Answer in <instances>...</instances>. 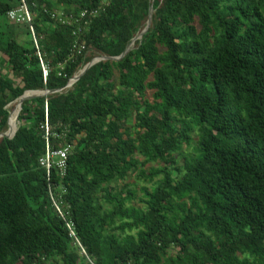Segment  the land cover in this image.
Masks as SVG:
<instances>
[{
  "label": "trees",
  "instance_id": "16d2710c",
  "mask_svg": "<svg viewBox=\"0 0 264 264\" xmlns=\"http://www.w3.org/2000/svg\"><path fill=\"white\" fill-rule=\"evenodd\" d=\"M25 2L49 76L7 17L23 0H0V134L27 91L63 90L25 100L0 138V264H264V0H110L82 54L76 23L51 14L101 0ZM151 7L126 56L65 88L121 56ZM47 123L50 144H72L54 173L66 218L39 163Z\"/></svg>",
  "mask_w": 264,
  "mask_h": 264
},
{
  "label": "built area",
  "instance_id": "2783aa9c",
  "mask_svg": "<svg viewBox=\"0 0 264 264\" xmlns=\"http://www.w3.org/2000/svg\"><path fill=\"white\" fill-rule=\"evenodd\" d=\"M110 4V0H101L100 5L98 8L94 9H85L83 10L78 17L74 16H65L62 12H54L52 13V18L59 20L60 22L66 24L76 23L77 28L74 32V34L77 36L76 41L73 44V50L74 54H82L83 51L86 49L84 44H81L79 34L82 31V29L86 28L92 20L99 15V13L104 10L108 5ZM7 17L11 23L15 24H24L28 25L30 28V31L33 35L34 42L36 45V48L39 50L38 54L40 56L42 66H43V73H44V80H47V77L49 76V67L44 62L42 58V54L40 52V38L36 35L35 26L33 25L34 20V14L30 11L27 3L25 0H23V4H21L19 7L15 9H11ZM98 58H103L102 56H99ZM103 60V59H102ZM101 61V60H99ZM80 74V73H79ZM77 74V75H79ZM75 75L69 80V83L65 88H71L76 82H74V78L77 76ZM46 136H47V147L46 152L44 155H42L39 159L40 165L47 170L48 173V180H49V189L52 195V200L55 208L59 212V214L66 218V215L68 212H66L64 208V199L62 198V195L57 197L55 194L54 189L60 187L61 190L66 193L65 190L62 189L61 185L59 183L54 182V175L56 174V178L58 181L63 180L64 177L67 174L68 169V159L70 156V153L72 151V144L70 143H64L60 144L58 148L54 147L52 144H50L49 136L50 133V127L48 123L46 124ZM55 173V174H54ZM68 226L71 229V233L73 236H76L73 222H68Z\"/></svg>",
  "mask_w": 264,
  "mask_h": 264
},
{
  "label": "rangeland",
  "instance_id": "374dc122",
  "mask_svg": "<svg viewBox=\"0 0 264 264\" xmlns=\"http://www.w3.org/2000/svg\"><path fill=\"white\" fill-rule=\"evenodd\" d=\"M138 36H139V35H138ZM18 39H19V41H20L23 45H25V46H27V47H30L31 42H32V40H33V36H32V34L29 32L27 25H24V24H23V25L20 26V34H19ZM139 39H141V38H139ZM134 47H135V42H134V44L132 45V48H134ZM98 57H99V56H98ZM98 57H96V58H98ZM0 59H1V57H0ZM96 61L98 62V60H96ZM6 71L9 72L8 69H6ZM11 76H12V74H11ZM29 92H30V95H31V96H35V97H37V95H43V94L46 92V90H45V91H40V90H38V91H29ZM18 104H19V101H17L16 103L12 104V106H11V113H12V114H13L16 110H17V112L19 111V114H20V112H21L22 109H20V108L18 107ZM16 108H17V109H16ZM19 114H18V125H17V129H18L19 125H20ZM16 115H17V113H16ZM11 119H12V116H11ZM10 125H11V124H10ZM16 131H17V130H16ZM16 131H15V132H16ZM4 133L9 134V128H8V130L5 131ZM13 135H14V134H13ZM0 138H2V136H0ZM196 146H197V137H196V135H195V136H194V142H193V144H192L191 146H187V145H185V146H184L183 153H180V154L177 153V154H176V157H177V159H178V165H180V164L182 163V161H183V159H184V156H186V154L191 153V152L193 151V149H194ZM152 167H157V164H150V165L147 167V173H148V174L151 172V170H152L151 168H152ZM175 175H176V174H175ZM155 180H157V181H155L154 183H150L149 180L146 181V182H145V181H138V182H137V186L135 187V189L138 190V195H139L137 201L140 202L141 197H143L140 188H141L142 186H147V187H150V188L153 187L154 185L158 184V182H159V180H160V176L157 177ZM142 205H143V204H142Z\"/></svg>",
  "mask_w": 264,
  "mask_h": 264
},
{
  "label": "water",
  "instance_id": "95a60500",
  "mask_svg": "<svg viewBox=\"0 0 264 264\" xmlns=\"http://www.w3.org/2000/svg\"><path fill=\"white\" fill-rule=\"evenodd\" d=\"M153 13H154V9L153 7L150 8V13H149V20H148V25L147 27L145 28V30L140 33L139 36L135 37L133 39V41L127 46V48L125 49V51L123 52V54L119 57H103L102 59L104 60H108V59H112V60H120L121 58H123L124 56L127 55V53L132 49V45L134 44L135 41H137L139 38H142L143 35L145 33H147V31L149 30V28L151 27V24H152V18H153ZM101 58H94L92 61H90L86 66L85 68L80 72L79 75H77L75 78H74V82H77L87 71L88 69L93 66L97 61L96 60H102ZM63 89H60V90H49V91H46L43 95H37L38 96H44V95H48L50 93H54V92H58V91H62ZM29 92V91H27ZM26 92V93H27ZM26 93L19 99V104H18V107L20 109H22V104L24 103L25 100H28V99H32L34 98L35 96H27ZM17 109V108H16ZM19 114V113H18ZM11 116H12V113L10 114V117H9V123H10V120H11ZM16 133V132H15ZM14 133V135H15ZM14 135H9L7 133H2L0 134V136L2 137H8V138H13Z\"/></svg>",
  "mask_w": 264,
  "mask_h": 264
},
{
  "label": "bare ground",
  "instance_id": "6f19581e",
  "mask_svg": "<svg viewBox=\"0 0 264 264\" xmlns=\"http://www.w3.org/2000/svg\"><path fill=\"white\" fill-rule=\"evenodd\" d=\"M27 96H31L30 95V93H28V94H26ZM16 112H17V110L12 114V119H11V125H10V127H9V135H13L14 133H15V131L14 132H11L10 130L12 129V127H13V125H12V121H15V116H16V119H17V121H18V118H17V115H16Z\"/></svg>",
  "mask_w": 264,
  "mask_h": 264
}]
</instances>
